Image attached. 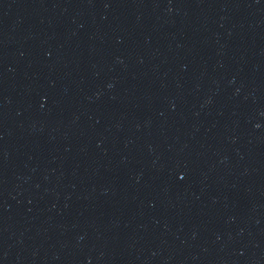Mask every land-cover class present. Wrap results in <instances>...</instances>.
Masks as SVG:
<instances>
[{
    "label": "water",
    "instance_id": "95a60500",
    "mask_svg": "<svg viewBox=\"0 0 264 264\" xmlns=\"http://www.w3.org/2000/svg\"><path fill=\"white\" fill-rule=\"evenodd\" d=\"M0 264H264V0H0Z\"/></svg>",
    "mask_w": 264,
    "mask_h": 264
}]
</instances>
